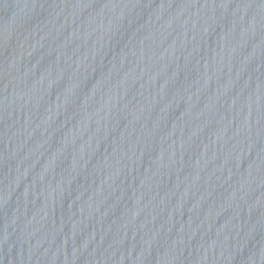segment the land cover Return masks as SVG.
I'll return each mask as SVG.
<instances>
[{"label": "water", "instance_id": "1", "mask_svg": "<svg viewBox=\"0 0 264 264\" xmlns=\"http://www.w3.org/2000/svg\"><path fill=\"white\" fill-rule=\"evenodd\" d=\"M0 264H264V0H0Z\"/></svg>", "mask_w": 264, "mask_h": 264}]
</instances>
